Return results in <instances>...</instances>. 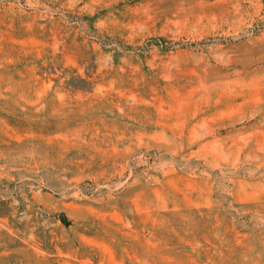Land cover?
I'll list each match as a JSON object with an SVG mask.
<instances>
[{
  "label": "rangeland",
  "instance_id": "374dc122",
  "mask_svg": "<svg viewBox=\"0 0 264 264\" xmlns=\"http://www.w3.org/2000/svg\"><path fill=\"white\" fill-rule=\"evenodd\" d=\"M0 264H264V0H0Z\"/></svg>",
  "mask_w": 264,
  "mask_h": 264
},
{
  "label": "water",
  "instance_id": "95a60500",
  "mask_svg": "<svg viewBox=\"0 0 264 264\" xmlns=\"http://www.w3.org/2000/svg\"><path fill=\"white\" fill-rule=\"evenodd\" d=\"M62 221H64V219L62 218Z\"/></svg>",
  "mask_w": 264,
  "mask_h": 264
}]
</instances>
